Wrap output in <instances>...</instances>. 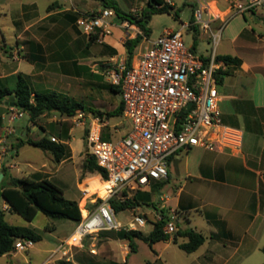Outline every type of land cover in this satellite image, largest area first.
Returning <instances> with one entry per match:
<instances>
[{"label": "crops", "instance_id": "obj_1", "mask_svg": "<svg viewBox=\"0 0 264 264\" xmlns=\"http://www.w3.org/2000/svg\"><path fill=\"white\" fill-rule=\"evenodd\" d=\"M124 1L125 9H123L124 6H120L123 11L129 6L136 5L133 0ZM166 1L175 6L174 0ZM249 1L188 0L185 2L186 5L190 4L191 6L192 16H194L195 9L200 7L209 11L213 16L211 27L215 34L219 33L221 26H224L218 42L214 43L212 40L213 52L209 55L200 54L198 51L197 53L206 58L215 53L216 56L232 55L241 60L239 66H231L232 74L227 76L223 84L218 86L220 108L221 103L226 99L223 96V87L227 79H229L230 85L234 87L233 79L240 78L242 79V86L248 88V91H242L245 93L244 95L238 94L241 96L238 97L240 104L237 103L233 106L231 116H229L235 122L240 120L244 127H238L225 121V115L222 112V120L226 125L239 128L244 132L242 150L237 153L228 150L207 151L200 148L180 151L187 154L197 150L203 152L194 166L190 165L188 157L184 161L185 176L189 181L191 179L196 181L195 184H192L190 193H186L185 190L189 186V181L184 182L185 188L183 185H178L182 179L179 176L182 165L180 152L170 159L168 180L153 184L160 185L172 182L176 191L161 193L157 207L163 205L166 208L177 209L179 216L181 214L186 216L183 227L180 226L179 221L180 230L192 229L206 237L205 243L196 251L192 253L185 251L194 257L189 264H263L261 254H264L262 251L264 246V75H260L261 70L259 66L253 64L250 55L253 53L252 56L257 57L258 60L260 56H264V8L260 6L241 12L235 5L236 3L246 4ZM14 4L16 5L15 8L12 6ZM74 5L76 8L71 10V6ZM93 7H95L94 4L85 0H54L48 6L47 12L40 15L36 0H12L10 5L0 0V15L12 17L11 22L15 27L12 41L15 48L24 51L22 59L16 58V56L12 60L7 56L2 57L1 61L7 67L0 71V88H14L16 76L24 74L30 77L34 90H54L80 102L77 97L70 93V90L73 89L72 84L86 82V78L83 77L88 74L95 77L93 79H106L103 73L104 62L115 56H127L124 45L126 40L135 38L140 33L138 27L136 30L128 32L115 17L112 34L91 40L89 35L76 27V20L77 11L89 12V10L93 11ZM42 19L52 20L53 24L57 26L39 30L37 26ZM197 27L199 30L200 27ZM157 37H154L152 33L149 39L153 40ZM225 37L228 42L234 45L233 53L218 52V45L224 41ZM205 39L208 42L211 40L209 36ZM97 45H101L103 52L100 51L95 54L98 51ZM142 45L145 44L140 43L135 51ZM93 61L100 62V64L95 65L96 68L94 69L89 64ZM48 83L62 84V89L51 88L47 86ZM65 84L68 85L67 91H64L63 88ZM117 94L120 96L121 103V95L120 93ZM10 98L7 97L0 104L1 117L13 107L9 103ZM235 98H237V94ZM54 114L59 115L58 113ZM59 117H61L59 121L62 122L61 129L64 133L69 127L66 123L72 118L76 121L78 116L65 117L59 115ZM33 127L23 126L19 130L17 128L16 133L10 136L9 140H13V145L19 143L21 139H24L23 136L26 133L36 132V126ZM12 130L7 127L0 129L2 133L5 132L6 134L11 133ZM74 131L75 128H70L68 135L72 136ZM49 133L48 129L43 130L40 139L44 136L51 139L59 134ZM59 141L72 147L71 140L66 142L59 139ZM13 153L15 158L19 151L14 150ZM49 155L48 168L51 167L49 168L50 172L44 171L46 166L41 167V170L29 166L25 169L27 171L25 177L40 175V173H50L48 176H55L60 171V167L71 158L70 156L57 163L53 155L51 153ZM92 180L94 182L92 189L101 183L98 178ZM161 196L166 198L165 202L160 199ZM2 203L6 205L4 201ZM139 242L141 241H138V248ZM167 242H174L173 236ZM185 242H188V238L183 242L176 243V245L179 247L180 243ZM128 254L129 251L123 257L122 263H125ZM11 256L13 254L3 257ZM162 256L163 250L159 254L155 252V263L148 261L147 264H158V261L161 264H167L168 262L163 261ZM44 264H48V262L46 261Z\"/></svg>", "mask_w": 264, "mask_h": 264}, {"label": "built area", "instance_id": "obj_2", "mask_svg": "<svg viewBox=\"0 0 264 264\" xmlns=\"http://www.w3.org/2000/svg\"><path fill=\"white\" fill-rule=\"evenodd\" d=\"M235 5L243 12L264 8V0ZM77 13L76 26L83 33L97 35L99 39L112 34L117 17L113 8ZM139 14L135 12L136 16ZM193 15V24L206 33L210 31V39L217 43L224 26L215 34L211 27L213 16L204 7L195 9ZM121 25L128 32L137 29L128 20ZM191 25L182 23L179 29L166 30L153 40L145 37L141 42L145 45L135 51L131 65L128 56H115L104 62L106 80L120 87L123 113L114 124L106 117L82 110L78 111L77 119L79 125L90 119L88 153L103 168L105 175L96 173V176L107 186L108 193L100 196L91 192V187H80L81 219L71 235L53 250L49 262L70 261L74 248L82 249L88 242L92 244L90 251L97 254L96 241L105 231L145 233L146 227L154 230L162 223L163 232L173 236L180 230L177 209L161 205L140 211L138 206L130 207L119 211H131L129 221L122 222L117 219L113 200L119 203L133 200L143 189L167 181L170 159L180 151L242 150L244 132L222 120L217 72L225 63L218 61L215 53L206 58L186 45L184 32ZM11 110L13 113L2 118L16 122L26 114L16 107ZM106 128L111 133L110 139L103 138ZM51 141L60 143L56 137ZM160 199L165 202L166 198ZM35 244L32 240H18L15 250H29Z\"/></svg>", "mask_w": 264, "mask_h": 264}, {"label": "rangeland", "instance_id": "obj_3", "mask_svg": "<svg viewBox=\"0 0 264 264\" xmlns=\"http://www.w3.org/2000/svg\"><path fill=\"white\" fill-rule=\"evenodd\" d=\"M3 3H10L12 0H1ZM54 0H36L38 5V10L40 15H44L47 12V8ZM86 2H90V4H94L93 11L103 8L104 5L99 1L94 0H85ZM110 2L115 3L119 8L120 6L125 9V1L124 0H108ZM135 1L136 5L129 6L126 8L125 12L131 13L135 15V12L141 13V11L146 7L148 0H133ZM173 1V0H170ZM188 0H174L175 6L174 11L171 14L162 13L156 14L152 17L150 22V27L152 29V33L154 37L159 36L164 30H174L179 29L181 27V23H188L191 24V17H192V8L190 4H185ZM170 4V2H168ZM13 4V3H12ZM97 4V5H96ZM15 8V4L12 5ZM51 7V6H50ZM85 8L86 6H81ZM76 6H71V10H74ZM13 11V10H12ZM11 11V12H12ZM91 10H89L90 12ZM178 12V17L176 18L175 13ZM15 13V12H13ZM12 17L6 15H0V71L4 68L6 69V65L4 66L3 62L1 61L2 57H9L12 60L14 56L17 55L19 59H22L23 50H19L15 48V44L13 43L12 39L14 37V30L15 27L11 22ZM52 26H57L53 24L52 20L42 19L40 24L37 26L39 30L42 28H51ZM77 27V26H76ZM73 31V28H71ZM127 30V29H126ZM71 31V32H72ZM193 31L191 28L184 32V41L186 45L193 46L194 45V38H193ZM200 38L197 42V51L203 55H209L213 52V41L210 40L208 42L205 38L210 37L209 33H206L201 28L199 29ZM6 40V41H3ZM98 52L102 51L103 48L101 45H97L96 48ZM235 47L233 44L224 38V41H221L218 45V52L219 53H233ZM16 52V53H15ZM253 55V53H252ZM251 56V60L253 64L259 66L261 73L260 75H264V56H260L259 60L257 57ZM258 61H257V60ZM11 63V62H10ZM91 67L94 69L96 68L95 65L100 64L98 61H93L91 63ZM89 66V65H88ZM14 67V66H13ZM231 69V68H230ZM259 75V74H258ZM32 78V77H31ZM86 82L78 84L74 83L73 89L70 90V93L77 97L80 102L84 103L86 106L93 108L95 110H99L101 112L109 113L112 112L117 106L120 104V96L117 93L112 92L107 84L109 82L104 78L102 80L93 79L95 77L89 76L86 77ZM235 82V86L233 87L230 85L229 79L225 81V85L223 87V96L226 97L225 101L221 103L222 112L225 115V121L232 125H236L238 127H244L243 123L240 120L233 121L229 116H231V109L237 103L240 104V100H238L239 95H244L242 91L247 90L245 86H242L240 78L233 79ZM61 85H55L53 83H48L47 86L51 88H56L61 90ZM46 86V85H43ZM64 91H67L68 85H63ZM248 91V90H247ZM237 94V98L236 97ZM236 99V100H235ZM13 113V110L8 109L6 115H10ZM230 113V114H229ZM78 113L75 115L77 116ZM108 118L107 116H104ZM61 117L59 115H55L54 113L46 114L41 116L37 119L36 124L30 120L29 114H25L16 122H10L7 118L3 119L0 116V129L2 127H7L13 129L11 133H5L0 131V154H2V158L0 159L1 168L5 166L9 169V172L17 177H25L27 169L29 166L35 168L36 170H41V167L46 166L44 171L50 172L48 157L50 156L49 152L44 151L40 148L26 145L20 148L18 156L14 158V145L12 141L9 140V137L16 133L15 130L21 129L23 126H30V128L35 127V133H26L23 138L25 140L32 139V140H39L41 137V133L43 130L48 129L49 134L59 133L56 135L57 138L62 139L64 141L71 140L72 147L64 143L66 146L69 147L71 150V158L67 160L61 167L60 171L56 173L55 176H48L49 174L40 173L42 177H47L50 179L54 184L59 186L63 189L65 196L68 199L79 201L81 197V193L79 187H91L93 188L94 182L93 178H98L96 173L85 172L82 170L83 164L85 159L88 157V146H87V136L89 133L90 127V119L86 118L85 125H79V119L74 120L72 118L67 122V131L63 133L61 129V124L59 120ZM109 119V118H108ZM111 124H114L118 121L117 117H113L109 119ZM18 124V125H17ZM70 128H75L73 135H68ZM77 128V129H76ZM79 128V129H78ZM5 138V140H4ZM72 138V139H71ZM3 140V141H1ZM73 148V149H72ZM4 152V153H3ZM203 154L202 151H192L188 154L186 152H180L181 157V166H180V177L182 178L178 185H183L184 182L189 181L185 176L184 172V161L185 158L188 157V161L190 162L191 166H194L200 156ZM209 154V153H207ZM74 155V156H73ZM183 162V163H182ZM45 164V165H44ZM57 164V163H56ZM52 165V164H50ZM13 172V173H12ZM178 176V179H179ZM99 179V178H98ZM189 186L185 188L186 193H190L192 184H195V180L189 181ZM181 183V184H180ZM177 185V186H178ZM170 191H176V187H174L172 182H167L165 184L158 185H151L148 188L143 189L138 193V200H139V209L140 211H147L153 210L157 208L159 195L161 193H170ZM1 207L6 212V220L13 224V225H22L28 226L31 228L36 229L41 235L42 240L35 244L34 248L24 251H15L13 256L11 257H0V264H44L46 261L48 264H124L122 263L123 257L130 252V247L128 241L117 238L116 236L111 237H99L96 241V249L97 254H94L90 251L92 247L91 242H88L86 246L82 249L74 248L72 252V256L70 257V261L65 259H59L55 261L50 260L51 253L55 250L61 241L67 239L74 229L77 226V222L68 219H53L51 217L46 216L45 214L39 212L36 218L32 222H28L23 217L18 214L11 213L8 209L7 205H4L1 201ZM130 210L120 213L117 212V219L122 222L129 221L130 218ZM186 216L181 214L179 216L180 226L183 227L186 222ZM53 228V231H50ZM152 228L150 226L145 228V233H150ZM186 238H178V242H183ZM138 243V241H137ZM163 250V261H167V264H189L191 257L188 253L180 249L175 242H158L150 247L148 244L144 242H139L138 251L135 253H131L128 258L127 264H147L148 261L155 263V252L159 254ZM261 260L264 264V254H261ZM164 263V262H163ZM158 264H161L158 261ZM165 264V263H164Z\"/></svg>", "mask_w": 264, "mask_h": 264}, {"label": "trees", "instance_id": "obj_4", "mask_svg": "<svg viewBox=\"0 0 264 264\" xmlns=\"http://www.w3.org/2000/svg\"><path fill=\"white\" fill-rule=\"evenodd\" d=\"M101 2L104 7L113 8L116 11L117 18L120 22L124 20L130 21L131 24L136 25L140 33L125 42V48L128 56V64L133 62L135 50L144 38H150L152 29L150 22L152 17L156 14L168 13L174 11V6L169 4L166 0H148L146 7L139 15H134L123 11L115 3L108 0H94ZM176 18L178 12L175 13ZM194 16L191 18L192 25L190 28L193 31L194 45L192 50L197 53V42L200 38L199 30L193 24ZM91 40H97V35L90 36ZM218 61H223L225 67L217 72L218 84H223L225 78L232 74L231 66H239L241 60L232 55H219ZM108 88L114 93H120V87L114 84H107ZM7 97H14V107L26 112L30 116V120L36 124L38 118L43 115L58 113L61 116L73 117L79 110L87 113H94L100 117L107 116L109 119L119 117L123 113V103L121 102L112 112L105 113L86 106L69 96L59 93L54 90H34L30 77L24 74L16 76V86L10 88H0V104L3 103ZM9 103L11 101L9 99ZM104 139H110L111 133L109 128L105 129ZM25 145H31L51 153L55 162L59 163L64 159L70 157L71 151L69 147L63 143H56L50 138L44 136L39 140L21 139L19 143L15 144L14 150L17 152ZM83 171L90 173H102L105 175L103 168H101L92 155H88L83 164ZM1 172L4 178L0 181V257L14 253L15 244L18 240H32L38 243L42 240V235L34 228L22 225H13L6 220V212L1 207V201L8 205L11 213H15L23 217L28 222H32L39 212L45 214L53 219H68L78 222L81 219V210L79 208V201L68 199L65 196L63 189L54 184L47 177L41 175H34L32 177H16L13 176L7 167H3ZM159 186V184H157ZM138 195V194H137ZM133 200H126L119 203L113 200V205L117 212L139 205L138 196ZM54 229L51 228L50 231ZM116 236L117 238L128 241L130 252L127 255L124 264L128 263V258L131 253L138 251L137 241H142L152 247L158 242H167L171 239L170 235L163 232L162 223L157 224L156 228L150 233L146 234L141 231H105L100 234V237ZM178 237L188 238V242L180 243L179 247L192 253L205 243L206 237L196 232L195 230H179L173 235V241L178 244ZM264 252V246L262 248ZM104 264V263H99Z\"/></svg>", "mask_w": 264, "mask_h": 264}, {"label": "bare ground", "instance_id": "obj_5", "mask_svg": "<svg viewBox=\"0 0 264 264\" xmlns=\"http://www.w3.org/2000/svg\"><path fill=\"white\" fill-rule=\"evenodd\" d=\"M90 190H91V192H98L100 194V196H106V194L108 193L107 186L104 184H101V183L99 186H97L94 189L90 188Z\"/></svg>", "mask_w": 264, "mask_h": 264}, {"label": "water", "instance_id": "obj_6", "mask_svg": "<svg viewBox=\"0 0 264 264\" xmlns=\"http://www.w3.org/2000/svg\"><path fill=\"white\" fill-rule=\"evenodd\" d=\"M10 101H11V106L14 107V97H11V98H10ZM3 176H4V174H0V181H1V179L3 178Z\"/></svg>", "mask_w": 264, "mask_h": 264}]
</instances>
